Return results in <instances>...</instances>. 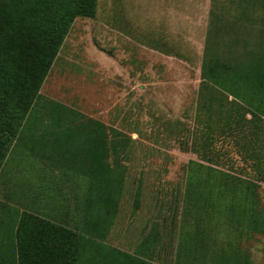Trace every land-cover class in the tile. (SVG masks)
I'll list each match as a JSON object with an SVG mask.
<instances>
[{
  "label": "rangeland",
  "instance_id": "1",
  "mask_svg": "<svg viewBox=\"0 0 264 264\" xmlns=\"http://www.w3.org/2000/svg\"><path fill=\"white\" fill-rule=\"evenodd\" d=\"M248 1L98 0L95 18L76 19L0 168V221L7 220L4 206L13 214L32 212L83 239L91 237L106 250L131 254L157 225L155 234L167 246L152 261L166 264L162 260L170 259L180 231L195 228L196 205L206 203L187 204L190 189H214L215 203H232L249 183L264 208V183L253 167L258 156L250 157L228 137L214 136L213 163L192 149L193 133L200 128L196 117L208 43L216 48L218 41L220 56L227 60L264 55V0L245 9ZM217 26L222 31L213 38L209 33ZM55 105L57 118L99 122L108 139L117 132L126 141L118 159L125 188L104 238L85 233L84 209L76 207V196L88 190V178L51 148ZM197 150L202 155L204 149ZM107 161L113 163L111 152ZM206 167L218 172L208 173ZM214 219L207 222L209 234L212 230L219 242L243 250L252 264H264V237L251 238Z\"/></svg>",
  "mask_w": 264,
  "mask_h": 264
},
{
  "label": "trees",
  "instance_id": "2",
  "mask_svg": "<svg viewBox=\"0 0 264 264\" xmlns=\"http://www.w3.org/2000/svg\"><path fill=\"white\" fill-rule=\"evenodd\" d=\"M97 2L0 0V168L38 100L75 20L95 18ZM261 3L249 0L247 6ZM221 31L217 26L209 34L214 38ZM214 43L216 48L208 43L201 65L196 117L200 128L193 133V152L210 164L215 162L209 156L217 140L214 136L233 139L237 145H243L250 157H259L253 167L259 168L256 173L260 183H264V154L259 152L260 155L255 156L253 145L255 139L262 142V147L264 143V55L227 60L220 56V43ZM57 108L55 105L50 111L51 122L56 128L51 133V148L58 151L63 161L71 160L79 173L88 178V190L82 198L76 196V207L84 209L85 233L104 238L114 222L125 188V171L118 159L125 152L126 141L117 132L113 139H108L105 126L99 122L88 120L74 124L69 118L65 122L54 115ZM62 123L64 126L59 127ZM61 142L63 152L60 151ZM198 146L204 149L202 155ZM110 152L113 163L107 161ZM206 170L212 173L217 169L206 167ZM200 189H190L186 199L187 204L193 205L197 201L206 202L196 205L199 211L195 228H183L177 244L173 242L170 246L174 258L170 256L166 262L162 261L166 264H250L237 246L229 245L224 249L225 242H219L212 230L209 234L207 225L217 213L216 222L232 224V229L243 233L238 207H241L239 203L248 201L249 190L235 202L215 203L217 191L207 187ZM1 208H5L7 220L0 221V264H155L152 260L167 246L159 240L162 239L160 235L153 233L157 225H152L140 249L131 254L116 248L106 250L105 246L96 245L91 237L83 239L78 232L32 212L14 210L13 214L5 206ZM202 208H206L204 214L199 213ZM211 248L216 249L211 251Z\"/></svg>",
  "mask_w": 264,
  "mask_h": 264
},
{
  "label": "crops",
  "instance_id": "3",
  "mask_svg": "<svg viewBox=\"0 0 264 264\" xmlns=\"http://www.w3.org/2000/svg\"><path fill=\"white\" fill-rule=\"evenodd\" d=\"M260 6L264 7V5H260ZM243 7L245 9L250 8L249 6H247V4H245ZM230 99H232V97H230ZM253 141H254L253 143L254 148L256 149V150L254 149L255 156L260 155L259 152H261V154L262 153L264 154V151H261L259 149L260 146L262 147V142H257L256 139ZM257 143L259 145H257ZM246 191L248 192V201L246 202L243 201L242 203H239L241 207H238L240 210V214L238 215L241 217L243 221V224L241 225V229L243 233L242 232L241 233L242 234L248 233L251 238L253 237V235L254 236L259 235L261 237H264V208H262V205L259 202H257L255 199L256 196L254 192L255 191L254 187L252 188H250V186L245 187V189L242 190V193ZM153 233H155V231ZM222 245H224L223 246L224 249H227L229 247L228 243ZM215 249L216 248H211L210 250L213 251ZM241 253L243 254V256L247 257L249 259L250 264H252L249 255H247L243 250H241Z\"/></svg>",
  "mask_w": 264,
  "mask_h": 264
}]
</instances>
